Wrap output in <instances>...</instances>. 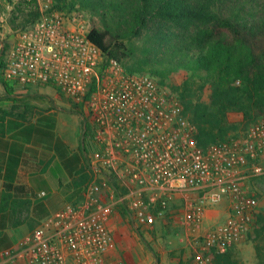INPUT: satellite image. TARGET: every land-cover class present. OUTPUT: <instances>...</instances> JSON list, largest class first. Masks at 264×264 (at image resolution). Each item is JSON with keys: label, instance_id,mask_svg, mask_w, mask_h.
<instances>
[{"label": "built area", "instance_id": "2783aa9c", "mask_svg": "<svg viewBox=\"0 0 264 264\" xmlns=\"http://www.w3.org/2000/svg\"><path fill=\"white\" fill-rule=\"evenodd\" d=\"M3 4L8 12L23 5L37 14L7 51L5 81L21 88L53 86L82 105L94 166L115 187L107 202L96 180L85 184L80 199L46 218L19 249H0V264H120L113 258L112 230L118 204L128 207L134 226L153 228L180 201L194 243L187 264H212L213 254L229 252L250 235L259 207L250 184L264 179V117L202 147L178 94L106 55L91 41L82 15L56 9L54 0ZM223 205L226 221L205 228L207 212Z\"/></svg>", "mask_w": 264, "mask_h": 264}, {"label": "trees", "instance_id": "16d2710c", "mask_svg": "<svg viewBox=\"0 0 264 264\" xmlns=\"http://www.w3.org/2000/svg\"><path fill=\"white\" fill-rule=\"evenodd\" d=\"M66 13L87 11L101 19L103 29L93 28L89 37L110 58L125 68L146 72L165 85L162 75L169 70H186L191 75L174 87L184 115L198 129L199 145L225 141L255 124L264 114V0H54ZM13 16L31 27L37 14L19 5ZM142 41L141 47L130 42ZM136 48L143 54L136 57ZM135 61V62H136ZM6 63L0 67L5 68ZM239 82V84H237ZM8 92L9 87L3 83ZM210 92L207 101L204 95ZM77 106V105H76ZM80 106V107H79ZM74 108V107H73ZM74 109L83 115L82 105ZM240 113L238 124L229 114ZM92 136L84 125V142ZM264 180V179H263ZM112 187L115 184L108 181ZM122 216L133 225L129 209L118 204ZM231 251L215 255V263H230Z\"/></svg>", "mask_w": 264, "mask_h": 264}, {"label": "crops", "instance_id": "0c3cea01", "mask_svg": "<svg viewBox=\"0 0 264 264\" xmlns=\"http://www.w3.org/2000/svg\"><path fill=\"white\" fill-rule=\"evenodd\" d=\"M12 88L1 93L0 104V249H19L100 177L83 138L87 115L64 103L53 86Z\"/></svg>", "mask_w": 264, "mask_h": 264}, {"label": "rangeland", "instance_id": "374dc122", "mask_svg": "<svg viewBox=\"0 0 264 264\" xmlns=\"http://www.w3.org/2000/svg\"><path fill=\"white\" fill-rule=\"evenodd\" d=\"M73 13L78 14L77 12ZM80 15L85 18L92 29H103L104 25L99 17L93 16L87 11H82ZM27 28L25 19L21 16H13L11 12H8L4 8L3 0H0V64L5 63L7 51L17 34ZM128 43H132L136 47L142 46V41L136 38H133ZM142 55L139 48H136L138 60ZM135 61V58H129L124 60L123 65L130 67L137 64V61ZM4 69L0 67V104H3L2 102L5 101L3 94H1L5 91L3 83H6L9 89L12 88V85L4 79ZM190 75L191 73L186 70H169L162 75L165 82L164 87L176 93L174 89L182 85ZM57 92L59 95L61 94L63 102L69 103L68 105L72 109L78 106L73 104L66 95L59 91ZM209 92L210 89L208 87L204 95L205 101H207ZM68 109L70 108L68 107ZM82 112L83 114H87L83 106ZM263 117L264 114L258 121ZM242 118L243 116L240 113L229 114V120L232 123L238 124L242 121ZM86 123L90 124L88 114ZM241 131L243 130L238 131L236 134H230L229 138ZM96 181L104 188L105 200L112 202L109 190L112 186L109 182L105 181L102 176L98 177ZM250 186L258 193L259 207L255 215L253 231L243 242L230 250L232 253L230 263L232 264H264V180H255ZM181 204L180 201L176 202L171 207V215L162 223L156 224L153 228L132 226L122 216L116 205L114 207L112 224L116 241L114 252L117 253V257L115 260L120 264H187L191 261L194 254V243L192 237L184 227ZM227 217L228 208L226 205L211 209L206 215L205 228L210 229L224 223ZM211 261L215 263L214 254L211 256ZM218 264L224 263L220 260Z\"/></svg>", "mask_w": 264, "mask_h": 264}]
</instances>
